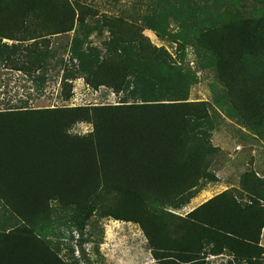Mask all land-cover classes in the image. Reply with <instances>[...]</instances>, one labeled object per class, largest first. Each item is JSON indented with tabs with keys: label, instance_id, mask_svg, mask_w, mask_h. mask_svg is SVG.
<instances>
[{
	"label": "trees",
	"instance_id": "trees-1",
	"mask_svg": "<svg viewBox=\"0 0 264 264\" xmlns=\"http://www.w3.org/2000/svg\"><path fill=\"white\" fill-rule=\"evenodd\" d=\"M146 4L138 24L94 19L96 10L80 0H0V65L36 73L39 86L50 59L71 62L92 88L132 99L0 110V264H82L62 259V242L43 239V229L62 224L81 233L97 211L138 223L159 264H207L208 254L222 253L231 256L225 264H263L264 179L253 171L240 175L244 198L224 190L186 216L166 209L188 204L209 177L220 151L210 136L221 116L206 101L188 100L199 78L142 32L177 41L180 59L192 45L222 85L216 107L264 139V0ZM104 28L108 35L93 43L90 35ZM71 30L63 61L49 35ZM77 120L93 130L68 133Z\"/></svg>",
	"mask_w": 264,
	"mask_h": 264
},
{
	"label": "rangeland",
	"instance_id": "rangeland-1",
	"mask_svg": "<svg viewBox=\"0 0 264 264\" xmlns=\"http://www.w3.org/2000/svg\"><path fill=\"white\" fill-rule=\"evenodd\" d=\"M80 1L96 10L97 14L94 19H121L128 23H142V16L148 8L146 4L148 0ZM123 30L129 32L127 28ZM142 33L152 44L164 48L169 60H174V63L190 69L199 78L197 83L191 84L188 100L206 101L213 105L221 116L215 119V123L218 122V124H215L210 136V142L218 146L220 151L209 167V177L199 183L201 188L197 196L199 195L200 198L198 200L191 198L188 204L180 208L166 206V209L186 216L190 210L201 204V201H206L209 197L224 190H231L237 197L244 198L245 190L240 183L241 173L253 171L257 177L264 179V139L261 135L258 136L247 123L243 124L236 118H229L216 107L214 89L221 94L222 85L210 67H201L200 57L195 53L192 45H185L183 59H180L181 50L178 49L177 41L170 40L167 36L161 39L151 29H144ZM73 34L74 31L71 30L66 34L49 35L51 36V47L57 51L56 58L62 56L63 61L68 60L67 50L63 45L70 40ZM107 35L108 31L104 28L103 35L97 36L92 33L90 38L93 43L99 45L101 39ZM2 41L12 42L7 38H3ZM54 61L55 59L48 61V70L45 71L47 80L39 86L34 81L36 73L30 76L23 71L1 64L0 110L17 106L92 107L118 104L121 97L132 100L128 99L126 92L121 89L115 92L106 86H100L98 89L92 88L83 75L74 72V65L71 62L64 64ZM69 68L71 71L66 70ZM208 112L211 111L208 110ZM92 130L93 124L87 120H77L67 128L68 133L76 135H86ZM261 189L264 190V184ZM62 222L63 219L57 223ZM55 224L54 219L51 225L55 226ZM64 228L61 224L58 230L52 232L49 227H45L43 229L45 234L42 236L45 240L62 242L57 253L62 259L70 261L74 259L72 257H76L82 264H159L153 255V247L138 223L117 220L112 216H102L97 211L92 214L83 232L80 233L75 229L63 230ZM260 244L264 246V236ZM229 259L231 256L226 253L208 254L205 257L207 264H225Z\"/></svg>",
	"mask_w": 264,
	"mask_h": 264
},
{
	"label": "crops",
	"instance_id": "crops-1",
	"mask_svg": "<svg viewBox=\"0 0 264 264\" xmlns=\"http://www.w3.org/2000/svg\"><path fill=\"white\" fill-rule=\"evenodd\" d=\"M199 198H200L199 195H198V196L196 195L195 197H193L194 200H198ZM209 198H210V197H209ZM202 202H204V201H201V203H202ZM198 205H199V204H198ZM263 229H264V227H263ZM263 229H262V231H263ZM263 236H264V231H263V233L261 234L260 242H262V237H263ZM263 247H264V246H263Z\"/></svg>",
	"mask_w": 264,
	"mask_h": 264
},
{
	"label": "bare ground",
	"instance_id": "bare-ground-1",
	"mask_svg": "<svg viewBox=\"0 0 264 264\" xmlns=\"http://www.w3.org/2000/svg\"><path fill=\"white\" fill-rule=\"evenodd\" d=\"M115 221V220H114Z\"/></svg>",
	"mask_w": 264,
	"mask_h": 264
},
{
	"label": "clouds",
	"instance_id": "clouds-1",
	"mask_svg": "<svg viewBox=\"0 0 264 264\" xmlns=\"http://www.w3.org/2000/svg\"><path fill=\"white\" fill-rule=\"evenodd\" d=\"M198 206V205H197Z\"/></svg>",
	"mask_w": 264,
	"mask_h": 264
}]
</instances>
